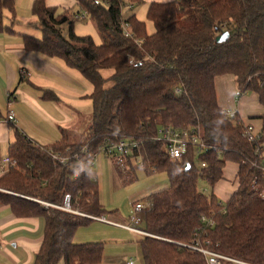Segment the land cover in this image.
<instances>
[{
  "label": "trees",
  "instance_id": "1",
  "mask_svg": "<svg viewBox=\"0 0 264 264\" xmlns=\"http://www.w3.org/2000/svg\"><path fill=\"white\" fill-rule=\"evenodd\" d=\"M73 2L95 26L100 44L74 34L78 11H57L46 0H33L30 8L35 21L29 26L41 37L21 35L26 51L61 59L92 87L90 119L80 138L63 131L58 141L40 145L13 128L7 150L13 165L0 176V188L7 191L0 192V204L17 217L43 219V238L32 264H101L103 243L73 238L92 217L107 218L94 161L122 140L137 148L124 167L114 163L118 170L134 173L140 158L147 175L163 172L169 182L146 199L142 217L151 236L138 240L143 264H206L201 254L183 246L196 235L223 256L264 264V177L253 166L260 164L255 149L264 145V114L255 117L261 121L259 144L248 142L243 137L246 122L238 114L224 115L214 85L215 78L230 75L241 94H255L264 107V0L151 2L145 17L152 34L133 13L122 14L125 5L132 8L141 0ZM5 12L9 26L4 25ZM16 23L14 0H0V34L12 32ZM122 24H128L129 35ZM225 31L227 39L217 43L216 36ZM103 70L111 75L104 78ZM43 97L58 101L52 94ZM166 128L195 135L205 149L195 154L189 146L181 160H169L158 138ZM227 163L237 166V188L221 203L212 192L199 189L198 181L213 187ZM66 194L72 210L85 216L54 207ZM202 217L213 225L203 224Z\"/></svg>",
  "mask_w": 264,
  "mask_h": 264
},
{
  "label": "crops",
  "instance_id": "2",
  "mask_svg": "<svg viewBox=\"0 0 264 264\" xmlns=\"http://www.w3.org/2000/svg\"><path fill=\"white\" fill-rule=\"evenodd\" d=\"M32 1L14 0L17 23L12 25V32L0 34V159L7 155L8 146L13 142V128L20 130L40 145L58 141L63 131L71 132L81 116L77 109L78 102L88 96L85 95L80 80L73 72H77L76 70L67 67L61 59L46 57L24 49L21 35L41 37L37 33L25 30L33 29L29 26V23L33 22L30 11ZM167 1L169 0H141V4H146L147 8L151 2ZM46 3L55 7L57 11L66 9L72 12L71 7H76L73 0H46ZM9 18L10 14L5 12V26L10 25ZM214 85L217 103L222 110L236 111L244 122L260 128L261 121L255 117L264 114V107L259 105L255 94H251L255 97V104L252 103V98H247L246 95L241 94L242 96L237 97L234 78L230 75L215 78ZM44 93L54 95L58 101L44 98ZM9 112L13 114L14 123L6 122ZM231 165L233 171L225 165L222 176L224 179L232 178L233 175L235 182L232 192L221 196L226 201L237 188V166L233 163ZM114 167L116 168H114V178L121 182L122 173L116 165ZM5 172L0 171V176ZM220 181L213 186V191L222 194L220 188L223 184ZM214 195L217 197L216 193ZM144 199L132 201L130 210L135 202H142ZM109 213L108 220L121 223L122 218L119 214ZM43 228L42 218L17 217L8 205L0 204V264H32L42 242ZM89 229L93 236H89L86 230H81V227L78 228L73 238L74 242H101L102 239L92 231V227ZM141 237L135 234L122 246L123 251H118L115 257H110L108 252L103 250L101 264H125L128 259H132L135 264H143L138 245ZM103 245H106V242Z\"/></svg>",
  "mask_w": 264,
  "mask_h": 264
},
{
  "label": "rangeland",
  "instance_id": "3",
  "mask_svg": "<svg viewBox=\"0 0 264 264\" xmlns=\"http://www.w3.org/2000/svg\"><path fill=\"white\" fill-rule=\"evenodd\" d=\"M71 8L72 12L77 13L78 9L75 6ZM146 10V4H135L133 8H129L125 5L122 8V14L124 17H126L129 13H134L137 19H140L145 22L147 34H152L154 28L152 23L148 21L145 17ZM78 13V19H75L73 24L74 34L78 36H89L92 38L95 44H100L101 40L93 23L88 20V18H82V13L80 11H78ZM31 20L34 21L35 18L32 17ZM64 29L65 32H67L66 27H64ZM25 30H28V32L32 33H37L39 36H41V33L36 29ZM73 72L78 77V80H80L85 95H89L92 91L90 83L78 72ZM101 74L104 78H108L111 75V71L103 70ZM109 85L110 83L107 82L106 86ZM234 90H238L236 85L234 87ZM251 94L252 93H242V95H246L247 98L251 97L252 103L255 104V97ZM77 107L78 111L81 113V116L77 119V122L72 132L76 135L75 138H80L87 131V126L91 114V102L88 98H83L80 102H78ZM94 165L98 176L101 204L106 212H113L119 214L122 218L121 223L126 222L132 215V207L130 210L132 201L134 202L145 198L144 200H142V202H139L147 206L146 199L151 193L155 191H160L169 186L168 178L165 173L161 172L154 173L152 175H147L141 168L138 167L134 171V173L130 175L127 174V171H120L122 173L120 176L121 182H118L114 178L115 165L113 160L111 158L104 157L101 154H99L95 158ZM229 167L231 168V171H233V166L231 165V163L226 164V168ZM221 181V184H223L220 188L222 194L217 193L215 190L213 191V187H211L204 180L198 181V187L199 189L205 190L208 193H216L219 202L225 203L226 200L221 196L228 195L230 192H232V189H234L235 187L234 177L233 175L232 178L225 177ZM91 227L92 231H94L96 235H99V239H102L101 243L106 242V245H104V250L108 252V255L110 257H115L118 254V251H123L122 246L135 236V234L131 233L130 231L118 228L110 224L98 223L96 221L93 223L91 222L85 227H81V230H86L89 236H93L91 234L92 232L89 229ZM139 228L145 230L143 217H141V223L139 225Z\"/></svg>",
  "mask_w": 264,
  "mask_h": 264
},
{
  "label": "built area",
  "instance_id": "4",
  "mask_svg": "<svg viewBox=\"0 0 264 264\" xmlns=\"http://www.w3.org/2000/svg\"><path fill=\"white\" fill-rule=\"evenodd\" d=\"M81 17L84 18V16ZM76 18H78V16H76ZM128 28H129L128 24H122V29L127 35H129ZM178 92L179 90L176 89L175 93ZM236 96L237 97L241 96L240 91L238 90L236 91ZM236 114H237L236 111L224 110V115L227 117H233ZM6 122L8 123L15 122V119L11 112L8 113ZM243 137L250 143L259 144L262 137V132L259 128H256L252 123H245L243 125ZM158 138L164 143L167 157L171 161L181 160V158L188 151L189 146H193L195 148V154H200L205 149V145L199 142L198 138L195 135L190 134L187 131L178 132L166 128L159 131ZM263 146L264 145H260V146L258 145L256 146L255 149L256 155H260V161H259L260 164L255 165V163H253V166L254 167L257 166V168L260 170L262 177H264V150H262ZM135 148H137V144L135 142H126L122 140L110 144L108 147H106L103 150L102 155L104 157L111 158L117 166L124 167L126 158L131 154V151ZM63 162L64 161L61 160V163ZM11 165H13V162L8 155L0 159L1 172L7 171V169ZM136 165L139 168L143 167V162L140 160V158L136 160ZM200 167H205V164L200 163ZM0 192H7V191L0 188ZM38 202L45 206H48V204L46 203L40 201ZM54 207L66 212L83 215L72 210L71 199L70 196L67 194L63 197L62 204L60 206H54ZM145 208L146 206L141 202L134 203L132 206V215L125 223H115L103 216L99 218L92 217L91 219L125 229L127 231H130L131 233H135L141 236H151L147 232L139 228V225L141 223V217L143 216V211L145 210ZM201 222L203 224H207L208 226L213 225V222L205 217H202ZM208 244L209 242L207 240L202 241L200 237L196 235L195 238L190 243L184 244L183 246L201 254L205 258L206 264H251L248 262L229 258L217 252H214L211 249H209ZM125 264H135V263L132 259H128L125 262Z\"/></svg>",
  "mask_w": 264,
  "mask_h": 264
},
{
  "label": "water",
  "instance_id": "5",
  "mask_svg": "<svg viewBox=\"0 0 264 264\" xmlns=\"http://www.w3.org/2000/svg\"><path fill=\"white\" fill-rule=\"evenodd\" d=\"M227 37H228V32L225 31V32L219 34L218 36H216L215 40L217 43H222L227 39ZM188 168H189V166L186 165V169H188Z\"/></svg>",
  "mask_w": 264,
  "mask_h": 264
}]
</instances>
